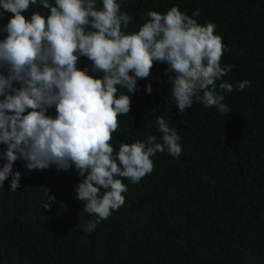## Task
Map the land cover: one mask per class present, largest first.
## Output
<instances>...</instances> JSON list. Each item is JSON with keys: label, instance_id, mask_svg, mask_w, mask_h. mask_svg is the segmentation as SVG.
<instances>
[{"label": "trees", "instance_id": "1", "mask_svg": "<svg viewBox=\"0 0 264 264\" xmlns=\"http://www.w3.org/2000/svg\"><path fill=\"white\" fill-rule=\"evenodd\" d=\"M117 2L133 17L126 33L137 31L149 10L165 13L174 5L189 17L198 9L193 18L201 25L215 24L224 45L221 65H232L216 82L230 113L195 100L179 112L168 64L154 62L150 78L138 79L129 94L131 110L118 117L111 143L118 151L120 142L148 135L159 141L156 120L164 117L181 137V155L158 152L153 171L139 183L121 178L128 187L125 204L90 233L84 227L96 216L76 199L83 178L74 166L28 170L17 159L12 171L21 173L20 187L10 190L11 175L0 187V264H264V0ZM33 12L48 15L39 4L23 14L30 19ZM11 16L0 9V39ZM85 65L91 68L80 57L78 66ZM242 80L251 86L235 90ZM221 82L234 91L220 90ZM46 115L55 117V108ZM6 147L0 144V152ZM4 163L0 159V167Z\"/></svg>", "mask_w": 264, "mask_h": 264}, {"label": "clouds", "instance_id": "2", "mask_svg": "<svg viewBox=\"0 0 264 264\" xmlns=\"http://www.w3.org/2000/svg\"><path fill=\"white\" fill-rule=\"evenodd\" d=\"M37 4L48 15L33 12L27 18L23 13ZM101 5L97 8L96 0H0V9L12 14L0 39V144L7 146L0 152L6 161L0 187L10 175V190L20 187L21 173L12 171L17 159L28 170L74 166L83 178L74 190L76 199L84 212L96 216L84 227L89 233L125 204L128 187L121 178L139 183L153 171L151 158L158 152L177 158L182 153L181 137L164 117L156 120L159 141L148 135L144 141L120 142L118 151L111 143L118 117L131 110L129 94L137 90L138 79L150 78L154 62L168 64L165 75L179 112L195 100L221 115L230 113L216 82L232 65H221L222 38L214 34L215 24L193 18L198 9L192 17L175 5L165 13L149 10L138 30L126 33L133 17L117 0H101ZM80 57L91 68L79 67ZM250 86L242 80L235 90ZM218 87L234 91L227 82ZM145 91L151 94V83ZM53 107L55 117L46 115Z\"/></svg>", "mask_w": 264, "mask_h": 264}]
</instances>
